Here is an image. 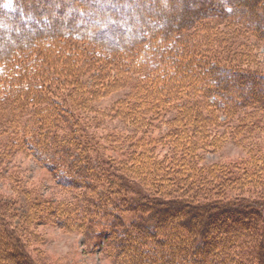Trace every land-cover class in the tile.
<instances>
[{"label": "trees", "instance_id": "obj_1", "mask_svg": "<svg viewBox=\"0 0 264 264\" xmlns=\"http://www.w3.org/2000/svg\"><path fill=\"white\" fill-rule=\"evenodd\" d=\"M162 1L163 13L150 0H88L72 6L83 16L55 25L27 0H0V13L17 20L0 17V180L19 182L9 164L27 151L53 169L65 157L79 175L62 182L91 194L56 209L111 262L264 264V73L243 67L251 61L236 54L232 37H217L212 22L264 38V0H183L198 8L177 17ZM103 7L101 28L86 31ZM27 16L44 26L25 32L18 19ZM118 19L139 34L102 40ZM114 119L121 128L111 133L105 124ZM227 141L246 156L199 164ZM137 204L144 210L132 217L109 207ZM35 209L25 214L0 195V213L17 211L29 225L40 217ZM0 217V264H37L20 259L18 234ZM8 246L18 254L8 255Z\"/></svg>", "mask_w": 264, "mask_h": 264}, {"label": "rangeland", "instance_id": "obj_2", "mask_svg": "<svg viewBox=\"0 0 264 264\" xmlns=\"http://www.w3.org/2000/svg\"><path fill=\"white\" fill-rule=\"evenodd\" d=\"M62 1L63 0H27L28 4H33L38 7V9L48 17V22L55 25L61 24L71 16H83L81 15V10L78 8L73 9L72 6L76 4H82V6H85V1L88 0H83V2L79 0H67L69 3H67L66 7L61 6L60 3ZM150 1L151 2L148 3L152 4V10L156 7L155 4H157L159 5V11L162 9V13L165 11L164 7H160L161 3H163L162 0ZM170 2L174 4L172 14L176 17L180 16L179 14L183 12V10L194 11L198 8V3L185 4L183 0H165L164 6L166 5V7H168ZM50 3L52 6L61 7L65 13L50 10ZM211 5L217 6L213 0L209 3L205 1L204 6ZM140 7L142 6L136 5L134 6V9L139 10ZM106 8L107 7H103L101 13L94 18L96 19V23L87 26L86 31L96 32L99 29L98 27L101 28V26L96 25H103L100 21L102 22V18H106ZM119 9H122V7L120 6ZM127 13H131V10L128 9ZM146 16H148L147 13ZM0 17H4L7 20L9 19L11 23L17 22V20L11 19L10 16L6 17L2 13H0ZM90 17L93 18V14H91ZM159 18L162 19L161 16ZM203 18L204 17H202V21L205 22ZM152 19L158 20L156 15H153ZM18 20L26 21L25 24H28V26L23 27L25 32H29L30 29L44 26L45 24L44 20L39 23H36L35 21L31 22V16ZM133 21L135 20L133 19ZM82 22H87V20L83 19ZM212 22L216 26H220V28L216 31V36L221 38L232 37L237 46L234 47L236 49V54H240L241 56H244V58L251 61L249 65H243V67H248L250 70H253L254 72L256 71L258 74L264 73V38H259L258 36H255V34H251L245 28H242V31L239 27H236L238 25L232 24L226 19L220 21L212 20ZM120 23H123V21L119 19L109 22V25L105 26L106 30L101 34L100 38L102 40H109L123 35L136 37L139 34L132 32L127 25L121 26ZM202 26L210 25H204L203 23ZM223 26H235L234 29L241 32L232 31L223 28ZM8 35L9 33L4 32L5 38L9 39ZM1 111L2 110H0V119H3L6 117V112ZM88 116L91 117V114H88ZM105 127L109 129L111 133H116V130L121 128L117 119L106 123ZM105 127L104 129L107 130ZM165 151H167V148H162L161 152L164 153ZM246 153L247 151L244 150L242 146L237 145L234 142L227 141L214 152L204 153L203 159L199 164L208 165L216 163L217 165H222L227 161L235 162L245 157ZM104 154H114L115 156L119 155L116 154L115 151L104 152ZM50 156L53 157L51 154ZM11 164H16L17 166L13 168V170L18 171L17 178L19 179V182H8L3 179L0 180V195L8 200H14L17 204H21L24 208L25 214L28 210L33 209L34 211V207H36L35 210L37 214L40 215V217L32 225H29L27 221H25V215L23 213L22 216L24 221H22V216L19 212L17 213V211L12 212V210H7L6 212L0 213L3 214V220L6 223L5 227L8 228V231H15L18 234V243L21 248V252H23V256L21 254L20 259L36 261L37 264H122L120 261L111 262L109 259H106L103 253L104 247L101 249L99 245H93V240L86 239V236L78 231V226L75 222L76 219L69 220V218L64 216V212L62 213L61 210L57 211L56 208L60 205H69L74 203L76 200L74 198L75 194L83 195V192L87 195L91 194L83 187L78 189H72L70 187L67 188L62 182V178L65 177L66 174L68 177L70 176L69 178L71 181H73V178L75 179V176L77 177L79 175L65 168V164H67L65 157H62L60 167L53 169L52 167L41 163V161L36 158L34 153L32 154L27 151L25 154L17 155L13 162L9 165ZM262 202L263 203L259 205L261 206V218L264 219V201ZM109 207L113 212H118L120 215L128 214L130 217L133 215L136 216L141 212V210H144L139 204H137V207L134 209L130 207V211H122L112 205ZM80 210V215L85 214L84 210ZM13 214H16V217L13 216ZM205 214L206 212L202 211V216H200L202 217V221L200 223L201 226L204 225ZM178 220L180 219L178 218ZM119 228L120 227L118 225L117 229ZM110 238L112 237L110 236ZM6 251L8 252V255H11V253L18 254L15 246H8ZM139 251L140 252L134 251L136 253L134 258L142 257V249H139ZM164 251L168 250L165 248L160 249V252Z\"/></svg>", "mask_w": 264, "mask_h": 264}]
</instances>
